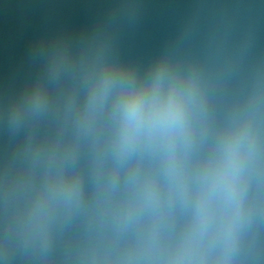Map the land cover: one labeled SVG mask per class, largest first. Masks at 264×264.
Segmentation results:
<instances>
[{
  "label": "water",
  "instance_id": "water-1",
  "mask_svg": "<svg viewBox=\"0 0 264 264\" xmlns=\"http://www.w3.org/2000/svg\"><path fill=\"white\" fill-rule=\"evenodd\" d=\"M161 64L187 131L122 149ZM0 264H264V0H0Z\"/></svg>",
  "mask_w": 264,
  "mask_h": 264
},
{
  "label": "clouds",
  "instance_id": "clouds-1",
  "mask_svg": "<svg viewBox=\"0 0 264 264\" xmlns=\"http://www.w3.org/2000/svg\"><path fill=\"white\" fill-rule=\"evenodd\" d=\"M164 70L163 64L156 70L153 82V95L150 99L145 97L143 89L136 88L129 92L125 102L126 121L121 137L122 149L130 147L139 135L144 124L146 108L148 109L149 129L156 124H160L168 131L170 136L180 131H187L185 108L175 85L170 88L166 101L163 103L159 102L158 89L163 79ZM108 79L109 77L106 76V83ZM228 161V170L223 175L226 177L229 196L234 201V214L230 218L228 225V240L231 242L235 239V232L241 218V205L245 186L244 164L238 145L231 147Z\"/></svg>",
  "mask_w": 264,
  "mask_h": 264
}]
</instances>
